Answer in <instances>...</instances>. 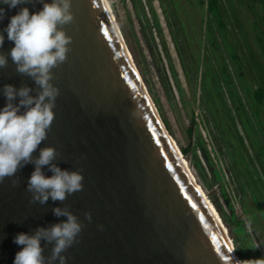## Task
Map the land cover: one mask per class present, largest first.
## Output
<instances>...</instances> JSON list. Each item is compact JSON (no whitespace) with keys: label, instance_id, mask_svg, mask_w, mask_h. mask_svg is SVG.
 <instances>
[{"label":"water","instance_id":"obj_1","mask_svg":"<svg viewBox=\"0 0 264 264\" xmlns=\"http://www.w3.org/2000/svg\"><path fill=\"white\" fill-rule=\"evenodd\" d=\"M23 7L30 13L42 10L38 0L15 8L0 0L5 10L0 53L8 60L7 68H0V90L7 84L27 86L34 96L36 85L16 72L8 55L14 43L4 31ZM71 10L74 21L63 26L72 37L68 58L52 69L51 82L60 91L55 118L33 155L54 147L59 167L81 172L83 190L62 203L30 204L32 193L26 189L35 166L27 164L5 178L0 183V264H13L22 250L13 242L17 234L33 235L66 219L52 211L65 206L83 225L77 243L62 253L66 264H239L223 225L155 112L104 0H72ZM6 104L0 91V110ZM42 171L52 175L47 167ZM84 213H91V221ZM41 246L50 256L53 245L41 241Z\"/></svg>","mask_w":264,"mask_h":264},{"label":"rangeland","instance_id":"obj_2","mask_svg":"<svg viewBox=\"0 0 264 264\" xmlns=\"http://www.w3.org/2000/svg\"><path fill=\"white\" fill-rule=\"evenodd\" d=\"M173 1L104 0L169 139L179 152L188 149L182 156L185 166L223 225L235 257L240 264H264V176L258 150V145L264 147V125L257 124L264 123V108L256 118L250 106L256 87L264 88L261 13L250 0H219L228 38L224 43L222 32L204 10L190 5V0H176V8L183 12L175 14ZM220 62L226 71L218 66ZM214 85L220 93L213 94L211 101L212 94L205 90ZM231 96L257 132L255 150L246 139L241 149L244 155L247 152L244 163L250 173L231 162L232 135H219L238 128L244 136ZM243 130L253 136L251 130ZM249 177L256 186L242 182H250ZM239 221L245 234L234 230Z\"/></svg>","mask_w":264,"mask_h":264},{"label":"clouds","instance_id":"obj_3","mask_svg":"<svg viewBox=\"0 0 264 264\" xmlns=\"http://www.w3.org/2000/svg\"><path fill=\"white\" fill-rule=\"evenodd\" d=\"M9 8L20 4L31 3L32 0H2ZM42 10L30 13L27 7L10 18L6 31L7 39L14 43L8 55L16 72L30 77L36 85V94L30 95L33 89L22 86L16 89L13 85H4L2 91L7 104L0 110V183L5 178L14 177L27 164L35 166L27 183V191L32 193L30 204L45 205L63 202L69 195L83 190L84 179L80 171L62 169L55 161L60 155L54 147L39 148V155L34 156L39 145L47 139L55 118L53 109L60 94L59 88L51 82L54 77L52 69L67 61L72 37L63 30L64 25L74 21L72 0H38ZM4 9L0 8V19ZM4 35L0 34V47L3 46ZM7 56L0 53V68H7ZM17 97L19 102L14 103ZM23 109V112H21ZM52 173L45 176L42 169ZM13 186L19 180L12 181ZM56 217H65L59 223L39 227L33 235L19 233L13 242L22 247L17 252L13 264H66L67 257L62 253L77 243L82 231V223L68 207H55ZM91 221V213H84ZM41 241L53 245L51 255L44 256ZM243 264H252L245 261Z\"/></svg>","mask_w":264,"mask_h":264},{"label":"flooded vegetation","instance_id":"obj_4","mask_svg":"<svg viewBox=\"0 0 264 264\" xmlns=\"http://www.w3.org/2000/svg\"><path fill=\"white\" fill-rule=\"evenodd\" d=\"M175 1L176 0H174L173 2H172V9H173V12H175V14H178L179 12H178V10H180L178 7L176 8V6H175ZM192 2L195 4V6L197 7V9L198 10H200V12L201 11H203L204 10V8L206 7V3H205V5L203 6L204 8H200V5L198 4V2H199V0L197 1V0H190V5L192 4ZM159 4V3H158ZM220 11H221V9H220ZM183 11H181L180 10V13H182ZM182 26V25H181ZM183 27V26H182ZM220 68H222L224 71H226V69H225V67H223L222 66V64H221V62L219 63V65H218ZM204 87V86H203ZM205 87H208V86H205ZM209 89L208 90H205V93H206V95H208V93H211L212 95V98H211V101H214L215 100V98H214V93H212L213 91H214V88L213 89H211L210 87H208ZM233 92L231 91V94H232ZM234 94V93H233ZM231 98H232V101H233V103L235 104V111H236V114H237V116H238V121H239V126H240V128H241V130H242V132H243V134H244V136L241 134V136H240V131H239V129L237 128V130H236V128L234 129V128H229V129H227L226 131H227V133H223V132H219V135H223V134H225V135H227V134H231L232 135V142H233V146H232V144H231V141H230V139H229V144H228V150L231 152V154H232V156H231V162L234 164V165H236L238 168H240V165H242V167H243V169L244 170H250V167H249V164H245L244 162H245V159L244 158H248V156H247V152L245 153V155L242 153V147H243V144L246 146V141H245V139L249 142V144H250V146H251V149H254L255 150V146H256V143H255V141L257 140V135H256V131L255 130H253L252 129V127L250 126V120H247V119H244L243 117H242V113H244L243 112V110L241 109V107H240V105L238 104L237 105V101L234 99V97H232L231 96ZM212 105L213 104H215L214 102H212L211 103ZM240 107V108H239ZM261 109L262 108H264V106L262 105L261 107H260ZM260 113H263V112H261V110L259 109V116H260ZM264 114V113H263ZM253 115H254V113H253ZM255 116V115H254ZM258 124V126L260 127L261 125H264V123H257ZM247 128V129H249V130H251V132H252V134H253V136H248V134H247V132H245L244 130H243V128ZM245 137V138H244ZM224 144L225 145H227V143L224 141ZM229 145L231 146V147H229ZM249 146V147H250ZM258 150H259V153H260V155H259V157L261 158L262 157V163L260 162V164H261V166H260V168H261V173H263V176H264V147H261V145H258ZM236 150H237V152H236ZM233 154H234V156H233ZM248 173H250V171H248ZM238 177V176H237ZM253 177V176H252ZM239 178V180L241 181V177H238ZM250 178V177H249ZM242 179H243V177H242ZM242 182H246L247 183V185H250V186H252V184H254L255 185V183H254V179L252 178H250V182H247V181H242ZM256 186V185H255ZM259 188H262V186H261V184L259 183ZM255 189H257V187H255ZM262 190H263V188H262ZM256 195L258 196V197H260V193L257 191L256 192ZM252 199H253V201L255 202V203H257L258 204V206H260L259 205V200L256 198V197H254V195L252 196Z\"/></svg>","mask_w":264,"mask_h":264},{"label":"trees","instance_id":"obj_5","mask_svg":"<svg viewBox=\"0 0 264 264\" xmlns=\"http://www.w3.org/2000/svg\"><path fill=\"white\" fill-rule=\"evenodd\" d=\"M250 1H251L252 4L257 6L258 10L261 13L262 26L260 28V31H261L262 40H264V0H250ZM205 3H206V7L204 8L203 6L205 5ZM198 4L200 5V8H204V12L207 15H210L212 17L215 26L217 27V29L219 31L222 32V40H223V42L226 43L228 38L224 35L226 33V31H225L226 28H225V25H224V22H223V19H222V14H221V11H220V6H219V0H199ZM154 23H155L156 27H159L158 26V20H157L156 16L154 17ZM256 26H258V25L256 24ZM158 32L160 33L159 29H158ZM216 92L220 93L219 88L217 87V85H214V91L212 93L215 94ZM253 105H255L256 108H254ZM262 105L264 106V88L262 86H257L256 89L253 91V95H252L251 101H250V106L255 111L254 115H255L256 118L259 117V109H260V107ZM192 123H193V125H195L193 120H192ZM259 123H261V122H259ZM163 124H164V126L166 128L165 123H163ZM187 151H188V149L186 148V149H182L180 152H181L182 156H186L187 155ZM234 230L236 232L245 234L244 227H243V222L242 221L236 222ZM251 246L253 247V245H251ZM256 247H257V245H256ZM236 254H238V252H236Z\"/></svg>","mask_w":264,"mask_h":264},{"label":"snow or ice","instance_id":"obj_6","mask_svg":"<svg viewBox=\"0 0 264 264\" xmlns=\"http://www.w3.org/2000/svg\"><path fill=\"white\" fill-rule=\"evenodd\" d=\"M229 251H231V250L229 249Z\"/></svg>","mask_w":264,"mask_h":264},{"label":"bare ground","instance_id":"obj_7","mask_svg":"<svg viewBox=\"0 0 264 264\" xmlns=\"http://www.w3.org/2000/svg\"><path fill=\"white\" fill-rule=\"evenodd\" d=\"M240 264V263H239Z\"/></svg>","mask_w":264,"mask_h":264}]
</instances>
